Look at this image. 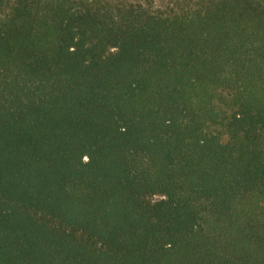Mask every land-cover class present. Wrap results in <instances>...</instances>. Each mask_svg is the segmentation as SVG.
Here are the masks:
<instances>
[{
	"label": "trees",
	"instance_id": "obj_1",
	"mask_svg": "<svg viewBox=\"0 0 264 264\" xmlns=\"http://www.w3.org/2000/svg\"><path fill=\"white\" fill-rule=\"evenodd\" d=\"M0 264H264V0H0Z\"/></svg>",
	"mask_w": 264,
	"mask_h": 264
}]
</instances>
